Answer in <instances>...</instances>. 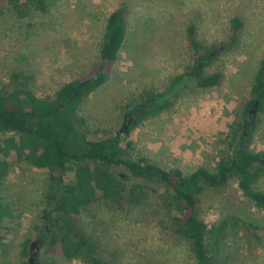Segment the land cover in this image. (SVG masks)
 <instances>
[{"label":"rangeland","instance_id":"1","mask_svg":"<svg viewBox=\"0 0 264 264\" xmlns=\"http://www.w3.org/2000/svg\"><path fill=\"white\" fill-rule=\"evenodd\" d=\"M121 5L127 6L125 42L117 61L106 67V82L80 108L87 138L118 134L129 157L144 158L167 171L178 169L185 175L199 168L215 171L231 152L264 57V0H44L43 6L38 0H2L0 91L22 83L46 98L66 83L89 76L99 63L108 18ZM234 18L243 23L235 38ZM190 28L203 52L219 51L206 72L222 73V84L209 89L191 86L170 109L133 117L131 125H137L125 131L134 110L165 92L174 77L193 66ZM255 115L249 145L261 153L264 110L257 109ZM112 171L122 176L126 197L99 199L79 216V226L96 245L97 255L107 264H197L191 244L176 231L177 211L166 188L126 179L123 167ZM49 174L24 162L5 178L0 195L12 215L5 219L10 228L0 248V264H25L23 243L38 240L40 232L34 264H91L86 256L63 260L47 251L50 224L43 215L55 206L49 198L53 190ZM74 179L75 172L69 170L63 182L72 184ZM131 187H136L133 194ZM257 187L264 191V177ZM200 199L201 218L208 225L230 222L214 261L264 264V211L243 196L237 180L223 188H207ZM243 219L261 226L260 240L249 234ZM53 228L50 225L49 230Z\"/></svg>","mask_w":264,"mask_h":264},{"label":"trees","instance_id":"2","mask_svg":"<svg viewBox=\"0 0 264 264\" xmlns=\"http://www.w3.org/2000/svg\"><path fill=\"white\" fill-rule=\"evenodd\" d=\"M38 2L43 6L44 0ZM126 14L127 6L121 5L109 16L99 63L89 76L66 83L55 95L46 98L37 97L22 83L0 91V136L4 137L0 139V190L17 164L27 162L48 170L53 184L49 198L54 200L55 206L43 215L47 223L54 226L47 234V251L63 260L86 256L91 264H107L97 255L96 245L81 230L79 216L99 199L116 201L126 197L128 190L122 176L112 171V168L123 167L127 171L126 179L155 182L166 188V196L177 211L176 231L191 244L197 264H218L213 256L222 246L230 222L224 220L210 226L201 218L202 193L207 188H223L236 179L243 196L264 211V191L257 187L264 177V152L252 151L249 145L256 126V115L253 116L251 110L257 101L258 112L264 110V57L250 90L251 99L242 113L243 121L238 123L239 133L237 130L233 136L231 152L220 160L215 171L199 168L189 175L178 169L167 171L144 158L129 157L118 134L89 140L84 130L86 120L80 108L106 82L109 76L106 67L118 59L127 35ZM242 27L239 18L232 19L234 38ZM189 35L194 49L193 66L174 77L165 92L151 97L148 101L152 108L145 113L158 114L170 109L191 86L209 89L222 84V73L206 72L215 52L219 54V51L209 48L203 52L194 39L193 28ZM136 125L134 122L129 131ZM69 170L75 172V179L72 184H64L63 178ZM135 191L136 187L129 189L132 194ZM11 215L0 195V248L10 228L5 225V219ZM242 223L249 234L258 240L262 238L259 224L246 219ZM41 234L38 240L28 238L23 243L25 264H34Z\"/></svg>","mask_w":264,"mask_h":264},{"label":"flooded vegetation","instance_id":"3","mask_svg":"<svg viewBox=\"0 0 264 264\" xmlns=\"http://www.w3.org/2000/svg\"><path fill=\"white\" fill-rule=\"evenodd\" d=\"M152 100L154 101L155 99H152ZM151 108H152L151 101H147L145 104L141 105V109L134 110L133 114L129 115V118L127 119L126 125L124 127L125 131H127L128 126L131 125V123L133 121V117H139V116H141V114L145 113L146 111L150 110ZM251 114H252V111H251ZM55 221L58 222V216L57 215L55 216ZM46 228H47V232L46 233L48 234V232L50 231L49 230L50 225H46Z\"/></svg>","mask_w":264,"mask_h":264},{"label":"water","instance_id":"4","mask_svg":"<svg viewBox=\"0 0 264 264\" xmlns=\"http://www.w3.org/2000/svg\"><path fill=\"white\" fill-rule=\"evenodd\" d=\"M257 109H258V101L255 103L253 110H252V114L255 115L257 113Z\"/></svg>","mask_w":264,"mask_h":264}]
</instances>
